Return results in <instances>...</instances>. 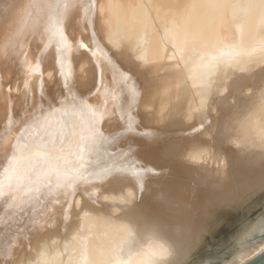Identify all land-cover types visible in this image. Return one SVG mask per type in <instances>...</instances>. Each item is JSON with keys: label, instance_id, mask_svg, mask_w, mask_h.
Returning a JSON list of instances; mask_svg holds the SVG:
<instances>
[{"label": "bare ground", "instance_id": "obj_1", "mask_svg": "<svg viewBox=\"0 0 264 264\" xmlns=\"http://www.w3.org/2000/svg\"><path fill=\"white\" fill-rule=\"evenodd\" d=\"M262 192L264 0H0V264H245Z\"/></svg>", "mask_w": 264, "mask_h": 264}, {"label": "rangeland", "instance_id": "obj_2", "mask_svg": "<svg viewBox=\"0 0 264 264\" xmlns=\"http://www.w3.org/2000/svg\"><path fill=\"white\" fill-rule=\"evenodd\" d=\"M262 205H264V192L253 197L244 205H239L234 208L223 207L216 210L213 215L214 222L209 227V235L205 237L203 246L199 247L196 253L192 256V260L198 259L199 257L203 258L206 256H212L216 251L224 249L225 246H229L226 244H229L228 242L234 239L240 232L241 225L255 217L260 210L258 208ZM239 216L241 217L238 222H235V224L229 222L231 219H235ZM227 225L230 226V228L226 232H222ZM221 243L223 245H221Z\"/></svg>", "mask_w": 264, "mask_h": 264}, {"label": "water", "instance_id": "obj_3", "mask_svg": "<svg viewBox=\"0 0 264 264\" xmlns=\"http://www.w3.org/2000/svg\"><path fill=\"white\" fill-rule=\"evenodd\" d=\"M232 220L233 219H231V221L229 222H231V224H235L236 221H232ZM224 228L225 229L222 232H226L230 228V226L227 225ZM245 264H264V251Z\"/></svg>", "mask_w": 264, "mask_h": 264}, {"label": "clouds", "instance_id": "obj_4", "mask_svg": "<svg viewBox=\"0 0 264 264\" xmlns=\"http://www.w3.org/2000/svg\"><path fill=\"white\" fill-rule=\"evenodd\" d=\"M76 264H81V262L77 261ZM110 264H135V262L132 260L123 261V260H120L119 258H117V259H114L113 261H111Z\"/></svg>", "mask_w": 264, "mask_h": 264}]
</instances>
